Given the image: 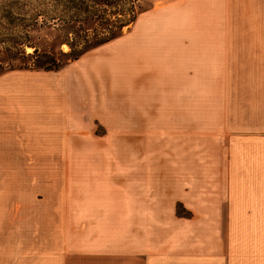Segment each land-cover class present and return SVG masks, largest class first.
Instances as JSON below:
<instances>
[{
	"label": "crops",
	"instance_id": "0c3cea01",
	"mask_svg": "<svg viewBox=\"0 0 264 264\" xmlns=\"http://www.w3.org/2000/svg\"><path fill=\"white\" fill-rule=\"evenodd\" d=\"M0 102V164L67 167L65 264H264V0L151 5Z\"/></svg>",
	"mask_w": 264,
	"mask_h": 264
},
{
	"label": "rangeland",
	"instance_id": "374dc122",
	"mask_svg": "<svg viewBox=\"0 0 264 264\" xmlns=\"http://www.w3.org/2000/svg\"><path fill=\"white\" fill-rule=\"evenodd\" d=\"M106 1L111 5H102L96 13L98 21L93 22L83 21L85 15L73 20L66 13V0H0V10L14 14L8 23L0 21V72L32 69L31 61L21 65L18 60L15 46L20 42L25 54L36 49L65 64L68 58L63 54L70 51L67 43L77 53L85 43L116 33L122 22L135 20L143 10L166 0ZM9 56L17 59L12 61ZM1 109L0 105V145L10 142L19 129L15 122L3 120ZM25 167L27 179L23 180L19 177L25 176ZM64 167L0 164V264H65V244L77 238L70 235L64 239ZM66 245L73 252L81 251L73 243Z\"/></svg>",
	"mask_w": 264,
	"mask_h": 264
},
{
	"label": "trees",
	"instance_id": "16d2710c",
	"mask_svg": "<svg viewBox=\"0 0 264 264\" xmlns=\"http://www.w3.org/2000/svg\"><path fill=\"white\" fill-rule=\"evenodd\" d=\"M69 1L67 2V7H66V13L70 14L72 16L73 20H76V18L80 16L85 15V19L83 21H89L92 20L98 21L99 17L97 16V12L100 10V7L102 5H111V3L107 2L106 0H66ZM14 17V14L12 11H3L0 10V21L8 23L9 18ZM137 17V16H136ZM72 20V21H73ZM133 18L130 22H122L118 27H117V32L110 34L106 38H102L100 40H96L94 42H87L85 43L77 53L72 48L71 44L67 45L70 48V51L67 54H63V56H66L68 59L66 60L65 64H60L55 58L50 56L49 54H40L36 49L33 50L31 54H25L24 49H23V42H20L15 46V49L17 50V55H18V60L21 65L27 64L26 61H31L32 63V69H41L44 71H57L60 68L64 67L65 65L69 64L70 62L78 60L81 56L84 54L88 53L89 51L98 48L118 37H120L122 34H120L121 29L124 27L128 26L129 24L131 25L133 23ZM15 27V26H14ZM17 27V26H16ZM85 31V30H83ZM86 33V32H85ZM18 46V47H17ZM11 53V52H10ZM11 57L10 60L15 61L17 58L14 56H9ZM15 59V60H14ZM21 69V68H18ZM26 69V68H23ZM12 70V69H9ZM5 71H1L0 73H4Z\"/></svg>",
	"mask_w": 264,
	"mask_h": 264
}]
</instances>
